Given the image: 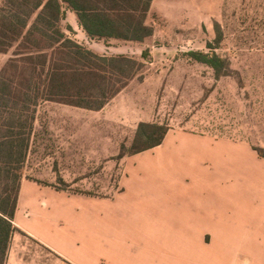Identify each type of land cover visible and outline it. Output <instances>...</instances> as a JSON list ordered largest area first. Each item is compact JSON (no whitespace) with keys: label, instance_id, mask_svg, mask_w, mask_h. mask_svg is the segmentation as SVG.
I'll return each instance as SVG.
<instances>
[{"label":"rangeland","instance_id":"1","mask_svg":"<svg viewBox=\"0 0 264 264\" xmlns=\"http://www.w3.org/2000/svg\"><path fill=\"white\" fill-rule=\"evenodd\" d=\"M193 3L197 6L182 8L175 23L156 22L155 36L142 44L89 47L99 55L145 63L141 78L132 80L103 112L94 116L55 103L37 109L23 177L86 197L74 206L101 213V223L115 231L118 248L135 258L146 255L141 245L153 228L145 195L155 190L154 179H206V187L229 195L239 224L222 232L228 239L256 231L258 213L264 226V0H220L212 7L204 0ZM215 23L222 30L215 52L232 71L220 79L186 56L209 52ZM68 25L63 22L64 28ZM73 37L88 46L79 32ZM10 57L11 52L0 54V70ZM140 119L170 128L166 146L118 159L122 145L130 149ZM121 179H128L122 187ZM191 187L183 184L179 191L204 186ZM65 203L59 201V206ZM121 241L139 247L132 250Z\"/></svg>","mask_w":264,"mask_h":264},{"label":"trees","instance_id":"2","mask_svg":"<svg viewBox=\"0 0 264 264\" xmlns=\"http://www.w3.org/2000/svg\"><path fill=\"white\" fill-rule=\"evenodd\" d=\"M153 0H0V54L11 57L0 70V264H6L23 171L30 153L37 109L56 103L88 111L103 110L145 66L124 55H99L63 27L68 12L96 42L144 43L154 35L146 24ZM209 52L186 56L210 68L216 79L230 76L229 61L215 50L222 40L214 24ZM69 33L70 35H68ZM108 46V45H107ZM142 58L147 59L143 53ZM170 128L141 122L122 159L162 144Z\"/></svg>","mask_w":264,"mask_h":264},{"label":"crops","instance_id":"3","mask_svg":"<svg viewBox=\"0 0 264 264\" xmlns=\"http://www.w3.org/2000/svg\"><path fill=\"white\" fill-rule=\"evenodd\" d=\"M196 1L153 0L146 18V24L154 28L153 36L156 22L175 23L182 8L196 7L197 3H193ZM204 1L205 5L212 7L213 2L220 0ZM65 21L74 29L75 35L79 32L84 36L88 48L102 44L111 48L112 42H121L104 44L89 40L71 12L67 13ZM109 104L111 102L99 112H89L97 116ZM121 111L125 114L127 109L123 107ZM141 122L148 120L140 119L138 124ZM169 133L170 130L156 150L166 146ZM124 180L128 179L120 180L121 187ZM206 183V179H191L188 183H181L178 179L152 181L155 190L145 196L150 207L146 210L147 216L151 217L153 228L148 231L149 239L145 245H141L146 255L135 258L124 255L126 251L118 248L115 231L101 223V213L74 206L75 201L86 197L56 191L59 189L23 177L13 221L17 231L11 237L6 264H264L261 215L258 213L254 217L256 231L245 230L247 234L238 239H228L222 232L232 231L234 224H239L235 207H231L229 195L213 191L206 187ZM183 184L191 188L204 187L200 191L181 193L179 190ZM27 189L39 191L29 192ZM52 196L58 201H49ZM59 201L66 203L60 207ZM120 243H127L132 250L139 247L136 242L132 245L126 241Z\"/></svg>","mask_w":264,"mask_h":264}]
</instances>
